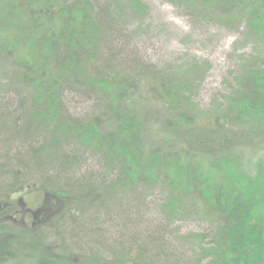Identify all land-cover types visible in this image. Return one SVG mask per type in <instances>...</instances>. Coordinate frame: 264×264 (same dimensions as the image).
<instances>
[{
  "label": "trees",
  "instance_id": "1",
  "mask_svg": "<svg viewBox=\"0 0 264 264\" xmlns=\"http://www.w3.org/2000/svg\"><path fill=\"white\" fill-rule=\"evenodd\" d=\"M175 1L188 16L230 27L262 48L259 62L253 53L241 59L233 87L206 111L191 103L188 86L194 67L175 70L141 64L125 75L109 74L107 66L98 65L105 14L97 16L99 21L91 0H0V57L12 59L6 85L20 100L19 116L10 112L7 117H13L9 129L14 133L8 142L43 134L45 153L32 149L26 159H16L25 169L54 160L67 163L70 156L60 149L69 140L85 148H103L104 157L117 169L112 191L158 187L164 217H199L207 223L205 230L187 234L186 264H264V158L251 175L241 153V147L257 146L264 138V0ZM130 2L137 14L148 10L140 0ZM72 87L98 96L107 117L116 114L124 93H150L160 108L161 129L168 135L147 151V117L120 112L105 131L99 128V117L96 123L72 117L63 100ZM22 117L24 126L18 123ZM82 188L86 198L91 195L92 188ZM6 209L0 207V254L6 242L13 243L7 234L18 228ZM145 249L142 255H147ZM46 262L56 264L52 258Z\"/></svg>",
  "mask_w": 264,
  "mask_h": 264
},
{
  "label": "rangeland",
  "instance_id": "2",
  "mask_svg": "<svg viewBox=\"0 0 264 264\" xmlns=\"http://www.w3.org/2000/svg\"><path fill=\"white\" fill-rule=\"evenodd\" d=\"M91 1L96 17L105 14L103 21L97 17L102 29L98 65L107 66L109 74L125 75L141 64L175 70L194 67L188 87L191 103L200 111L216 106L230 91L242 58L253 53L258 62L262 59V48L245 41L239 32L188 16L175 0H140L148 7L141 14L133 11L131 0ZM12 68L11 58L0 57V207L8 208L5 214H12V224L18 226L7 234L13 243H5L0 264H50L48 258L56 264H165L166 260L170 261L166 264H186L187 234L205 230L207 223L199 217H164L159 212L162 192L158 187L112 191L109 186L117 169L104 157L105 149L85 148L69 140L60 149L70 156L67 163L53 158L51 164L35 168L16 164L32 149L41 154L47 148L40 144L43 134L8 142L14 133L9 129L13 117H7L10 112L19 116L20 102L6 85ZM150 97L147 92L124 93L110 117L104 102L84 89L66 90L63 100L72 117L94 123L95 117L101 118L99 128L104 131L120 112L147 117L151 121L144 131L146 150H154L168 134L161 129L160 108ZM18 123L24 126V117ZM257 144L241 147L251 175L256 162L264 158V138ZM84 185L92 188L87 198ZM14 211L18 213L13 215ZM36 211L38 218L33 219L31 213ZM22 227L24 233H20ZM146 246L147 255H142Z\"/></svg>",
  "mask_w": 264,
  "mask_h": 264
},
{
  "label": "flooded vegetation",
  "instance_id": "3",
  "mask_svg": "<svg viewBox=\"0 0 264 264\" xmlns=\"http://www.w3.org/2000/svg\"><path fill=\"white\" fill-rule=\"evenodd\" d=\"M21 204V206H22V208H23V204L22 203H20ZM8 209V208H7ZM24 211H26L25 209L23 210V211H21V217L23 218V216H24ZM16 213H18V211H14L13 212V215H16ZM32 214V218L34 219H36V218H38L37 216H38V214H39V212H32L31 213ZM44 215V214H43ZM11 216H12V214H11ZM45 216V215H44ZM11 219H12V217H11ZM15 222V221H14ZM33 224H34V222H33Z\"/></svg>",
  "mask_w": 264,
  "mask_h": 264
}]
</instances>
